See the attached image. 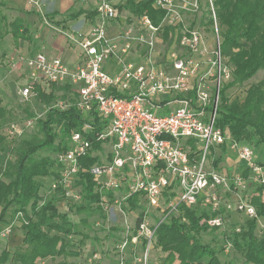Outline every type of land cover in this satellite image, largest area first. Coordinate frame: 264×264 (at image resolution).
<instances>
[{
    "label": "built area",
    "instance_id": "2783aa9c",
    "mask_svg": "<svg viewBox=\"0 0 264 264\" xmlns=\"http://www.w3.org/2000/svg\"><path fill=\"white\" fill-rule=\"evenodd\" d=\"M26 1L39 9L38 2ZM153 7L165 13L159 26L147 16L136 18L110 0H99L90 34L82 39L68 36L81 50L79 61L69 65L42 53L26 58L29 78L20 90L25 100L35 95L37 85L45 93L53 86L70 85L76 95L77 109L86 123L81 132L71 134L67 150L55 155L56 177L51 178L49 195L61 191L62 203L56 204L64 213L81 205L82 160L97 159L88 172L97 184L106 221L124 224L115 231L121 235L115 246L122 258L119 264H125L127 256L140 257L143 264H158L148 261L157 231L182 206L217 214L208 221L212 227H223L227 214L257 217L251 199L234 193L242 180L233 176L231 184L223 163L214 167L213 151L216 154L221 146L238 151L244 170L260 175L264 184V168L255 162V151L231 142L215 127L220 90L233 74L221 51L214 0H156ZM204 8L213 22L210 33L194 25ZM112 22L128 28L110 38ZM166 29L173 30L171 42L159 52ZM135 49L141 50L138 56H132ZM69 106L58 101L52 107L65 111ZM94 113L104 126L98 133ZM32 127L33 121L27 120L7 125L0 133L12 142ZM94 141L101 143L99 150ZM229 193L228 201L234 199V203L223 201ZM134 198L137 211L130 210ZM17 223L25 225L22 214L1 230L0 238L11 235Z\"/></svg>",
    "mask_w": 264,
    "mask_h": 264
},
{
    "label": "trees",
    "instance_id": "16d2710c",
    "mask_svg": "<svg viewBox=\"0 0 264 264\" xmlns=\"http://www.w3.org/2000/svg\"><path fill=\"white\" fill-rule=\"evenodd\" d=\"M155 2L122 0L117 7L121 12H128L136 18L147 16L155 26H159L165 13L154 9ZM214 7L221 28V51L234 77L232 83L224 85L220 90L215 127L233 143L247 145L256 140L259 145H264V80L248 87L243 102L235 100L230 104L226 94L229 89L244 86L260 71H264V0H214ZM80 15L71 13L62 16L63 22L76 20ZM88 16L94 18L96 12ZM0 17V38L12 34L15 42L27 39L32 44L30 33L21 30L19 20L6 24V17ZM56 17L57 14L47 19L52 25L58 26L62 23L56 22ZM212 24L209 18L207 25L211 27ZM172 33V29L164 32V41L168 44ZM35 89L38 101L49 107L45 120L39 122L42 139L25 141L17 148L14 147L11 150L14 156L12 160V152L7 153V149L15 142L8 141L0 133V171L4 178L0 182V225L6 222L8 213H11L13 220L22 214L25 222L22 244L13 251L2 250L0 264H39L46 260H50V264H71L68 259L80 257V248L88 238L82 237L75 247L72 237L76 236V226L70 219V213L60 212L56 204L63 197L62 193L59 191L49 198L42 197V179L56 177L53 172L57 166L56 161L48 154L66 151L71 134L81 132L86 122L75 100L70 101L65 111L52 107L59 99H68L70 94L76 98L70 85L53 86L49 94L44 93L40 87ZM59 91H63L61 97L58 96ZM12 119V112L0 100V131ZM94 120V132L98 133L104 126L97 113H94ZM94 144L95 149L99 150L101 143L94 141ZM226 150V145L221 146L219 156L213 151L215 168L224 163ZM96 162L97 159L91 157L82 160L85 172L80 173L78 185L82 189L83 202L71 207L70 212L79 215L86 213L87 216L99 214L102 219H106L100 205L101 195L97 191V184L88 172ZM259 166L264 168V164ZM248 174L249 170H246L243 175L246 178ZM250 203L256 209L257 217L248 220L244 227H233L230 238L225 239L242 256L244 264H264V232L260 237L256 235L258 221L264 220L263 186L257 189ZM130 210H139L136 198L130 201ZM216 216L207 210L180 207L178 215L160 225L157 231L156 247L165 255L161 264H231L222 263L217 250L202 242L203 235L215 234L222 229L208 224ZM227 217L228 214L225 219Z\"/></svg>",
    "mask_w": 264,
    "mask_h": 264
},
{
    "label": "rangeland",
    "instance_id": "374dc122",
    "mask_svg": "<svg viewBox=\"0 0 264 264\" xmlns=\"http://www.w3.org/2000/svg\"><path fill=\"white\" fill-rule=\"evenodd\" d=\"M209 11L204 8L201 17H197L194 20V25L205 27L207 29V32L210 33V25L208 24L209 21ZM131 25V23H129ZM127 27H124V30H127ZM134 28V27H132ZM139 28V27H138ZM138 34V30L135 28L134 36ZM159 52L165 51L167 49V43L164 42V40H161V45L157 46ZM137 50V52H136ZM139 49L133 50L132 56H138ZM4 57H2V55ZM16 54L15 52V46L12 43V41L8 38L6 41L2 40L0 41V69L2 66L9 65L6 61H8L11 57H13ZM13 67V64H12ZM12 67L9 70V73L13 71ZM11 72L4 82L1 83L0 87V98H3L5 101L4 106L12 112L13 119L8 122L7 124L10 125L12 123L22 125L27 120L33 121V127L30 129H27L24 131L23 136L18 139L17 141H14L15 143L10 146L7 150V152L10 153L11 150L17 148L20 143L25 141H33V140H39L42 139V133H41V126L39 124L40 121L45 120V114L49 107H46L45 105L41 104L36 96L31 97L28 100H25L20 95V90L23 88V86L20 84V81L15 80L12 76ZM234 80V77L232 76V79L229 81H226L224 85H228L229 83H232ZM264 80V71H260L252 80L248 81L244 84V86H237L234 88L229 89L226 94L229 98V103H233L235 100H239L243 102L246 97V91L248 87L252 84H257ZM223 85V86H224ZM60 97L62 96V93L59 92L58 94ZM71 100H77L72 94L68 96V99H59L60 102H64L67 104H70ZM54 105V104H53ZM11 142V141H10ZM255 151V162L257 164H264V145H259L256 140L252 144H247ZM15 147V148H14ZM231 149V148H230ZM12 154L11 159L14 160L13 151H11ZM221 154L220 148L217 149L216 156H219ZM237 154V160L234 165H231L232 167L222 164V168L226 169L229 174V179L231 180V184H233V176L240 178L242 180V187L237 188L235 194L244 197V199L250 200L254 195L257 193V189L261 186L264 187V184L262 183V179L260 178V175L253 174L251 171L248 174V177H243L244 168L245 165H243L239 158H238V151H236ZM51 158L55 160L56 154H48ZM260 159V160H257ZM1 174V171H0ZM51 179V177H49ZM4 178L1 174V181H3ZM0 181V182H1ZM50 181V180H49ZM236 186V185H234ZM235 191V189H232ZM41 195L46 196L49 198V186L45 185L43 186V189L41 191ZM231 194H227L226 198H224L223 201L230 200ZM229 203H234V199L231 201H228ZM71 210V209H70ZM106 212V211H105ZM104 212V215L107 218V213ZM137 214V213H136ZM127 215H130L127 213ZM132 215V214H131ZM177 216V215H176ZM70 219L75 224L76 228V237L72 239L73 244H75V247L81 242L82 237H87L83 243V246L81 249V258L76 259H68V262L71 264H119L120 260L122 259L120 255L116 252L115 246L120 241V233L116 232V226L121 228L124 224L123 223H111L106 221L107 219H102L99 214H92L88 215L85 214H77L74 212H70ZM121 219H123L121 217ZM130 221H133V216H129ZM21 220V219H20ZM250 220L249 217H247L244 214L241 213H232L228 214V217L225 219V225L222 227L220 231H218L215 234H206L203 235L202 242L204 244H209L213 248H215L218 252V257L221 260L222 263L231 262V264H244V259L242 256L234 249L233 246H230V244L227 243V240L225 237H229L231 235V232L233 231V227L237 226V228L244 227L246 222ZM12 220L9 221L11 223ZM22 221V220H21ZM117 227V228H118ZM114 229V230H113ZM20 230H23V227L20 228ZM264 232V220L260 219L258 221V227L256 230V235L260 237L262 233ZM11 235H8L6 238H2L0 240V253L4 249H10L8 245V241L11 239ZM230 238V237H229ZM13 249V248H12ZM165 257V255L161 252V250L157 247L151 252V254L148 257V261L150 263H158L161 264V260ZM125 264H143L141 262L142 258L140 257H134V256H127L124 258ZM62 259H59L60 261ZM140 260V261H139ZM51 261L47 260L44 262H39V264H50Z\"/></svg>",
    "mask_w": 264,
    "mask_h": 264
},
{
    "label": "crops",
    "instance_id": "0c3cea01",
    "mask_svg": "<svg viewBox=\"0 0 264 264\" xmlns=\"http://www.w3.org/2000/svg\"><path fill=\"white\" fill-rule=\"evenodd\" d=\"M33 1L39 3V9L29 5L26 0H0V15L6 17L7 20L5 23L12 24L16 20H19L21 22V30H27L30 33L29 36L31 40L33 41L32 44L27 39H20L18 42H15L12 34H9L4 38H0V41H6L9 38L14 44L16 52L13 57L6 61L9 65H7L6 67L2 66L1 68H3L4 70L0 69V87L1 83L9 78L8 75L13 72L11 77H14V81H20V84L23 86V88H25L26 84L28 83L29 70L24 60L38 53L45 54L49 58H61L65 63L69 65L76 64L79 61L81 50L78 46L73 44L68 39V36L72 35L81 39L85 38L90 34L91 29L95 24L96 17L91 18L88 16V14H92L93 12H95L99 0ZM110 1L116 6H118L122 2V0ZM133 1L135 3H139L145 0ZM71 13H81V15L76 20L64 23L62 16ZM55 14H57L55 21L58 23H62L58 26L52 25L47 19V17ZM123 28L124 26L119 22L110 23L108 27V36L110 38H114L117 35V32L121 31ZM4 55L5 54H3L2 57H4ZM11 67L13 71L9 73L8 69H10ZM112 67V64L108 65V69H112ZM37 87H40V89L43 91L41 85H37L36 88ZM59 92H61L63 95V91ZM34 96H36V89ZM0 100L3 102L4 106L5 100L3 98H0ZM241 144L246 145L245 143ZM236 160L237 155L232 152L227 146L224 164L232 167L231 165H234V163H236ZM51 182L52 179L50 178L42 179V183L45 185L49 186ZM60 203H62V201ZM59 208L60 212H65V210H62L60 206ZM10 220H12L11 213H8L6 215V222L0 225L1 230H3L10 224ZM20 228H22L20 226V223H17L13 229L11 239L8 241V245L10 247L9 251H13L16 247L20 246L24 240L25 230H20ZM75 237L76 236L72 237V239H74ZM1 239L2 238H0V240ZM80 240H82V238ZM81 257L82 255H80L79 258Z\"/></svg>",
    "mask_w": 264,
    "mask_h": 264
}]
</instances>
